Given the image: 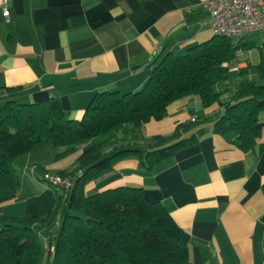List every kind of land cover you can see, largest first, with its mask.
Segmentation results:
<instances>
[{"label":"crops","instance_id":"1","mask_svg":"<svg viewBox=\"0 0 264 264\" xmlns=\"http://www.w3.org/2000/svg\"><path fill=\"white\" fill-rule=\"evenodd\" d=\"M205 1L10 0L5 17L0 0V104L49 99L59 102L65 117L80 119L96 95L137 90L166 53L211 40ZM239 51L237 58L244 54ZM250 65L235 61L231 70L248 76ZM217 110L204 108L196 95L172 101L162 119L141 128V140L126 144L144 155L150 137L171 135L193 115L211 122L200 125L205 131L197 141L150 170L137 156L119 160L87 182L84 192L142 187L145 201L160 202L182 229L184 264H264V108L258 114L260 134L248 151L212 131ZM89 144L43 145L18 156L13 166L19 186L0 197V217L49 215L55 191L43 173L71 172ZM60 216L37 227L43 239L58 232Z\"/></svg>","mask_w":264,"mask_h":264},{"label":"trees","instance_id":"2","mask_svg":"<svg viewBox=\"0 0 264 264\" xmlns=\"http://www.w3.org/2000/svg\"><path fill=\"white\" fill-rule=\"evenodd\" d=\"M233 40L213 35L181 53H166L139 89L96 95L80 119L65 117L59 102L49 99L0 104V197L19 186L13 166L18 156L43 145L62 148L90 141L76 157L75 169L60 173L72 176L74 186L67 191L53 188L49 215L0 217V264H38L44 253L46 264H184L188 250L182 229L160 202L145 201L142 187L119 186L89 195L84 187L119 160L137 156L140 166L150 170L197 141L206 117L178 123L169 136L153 135L144 155L126 144L141 140L140 130L149 120L162 119L172 101L188 95H196L204 108L215 105L221 110L213 132L243 151L251 149L264 108V40L257 82L239 69L231 70L240 62L236 52L241 49V41ZM197 126L196 133L182 137ZM107 147L111 149L105 152ZM62 205L66 210L58 232L43 239L37 227L51 224Z\"/></svg>","mask_w":264,"mask_h":264},{"label":"built area","instance_id":"3","mask_svg":"<svg viewBox=\"0 0 264 264\" xmlns=\"http://www.w3.org/2000/svg\"><path fill=\"white\" fill-rule=\"evenodd\" d=\"M9 1L1 0L5 17H8ZM205 7L209 12V28L214 36L238 38L264 30V0H206ZM194 119L195 115L191 117V120ZM42 180L58 190L67 191L74 186V178L70 175L44 172Z\"/></svg>","mask_w":264,"mask_h":264},{"label":"rangeland","instance_id":"4","mask_svg":"<svg viewBox=\"0 0 264 264\" xmlns=\"http://www.w3.org/2000/svg\"><path fill=\"white\" fill-rule=\"evenodd\" d=\"M238 39L241 41L240 48L243 50V53H244L238 59L240 61L246 60L247 62L251 64L249 68H246L247 70L246 74L248 75V77H250L251 79L257 82L258 74H257L256 65L259 63L260 58H261L260 45L262 41L264 40V30L247 33L242 38H234L233 41L237 42ZM249 54H250V57H249ZM227 85H230V83L228 82ZM220 112H221L220 109L219 111L218 110L215 111V113L213 114L214 117L212 118H216ZM203 124L206 126L207 124H211V122L206 121V122H203ZM65 210H66V207L62 205L61 211H60L61 216L62 214L65 213ZM46 261H47L46 254L44 253L38 264H46Z\"/></svg>","mask_w":264,"mask_h":264}]
</instances>
